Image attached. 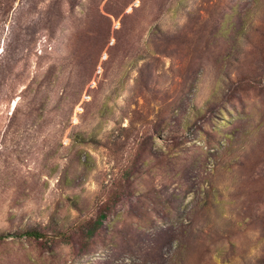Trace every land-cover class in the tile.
<instances>
[{
	"label": "rangeland",
	"instance_id": "1",
	"mask_svg": "<svg viewBox=\"0 0 264 264\" xmlns=\"http://www.w3.org/2000/svg\"><path fill=\"white\" fill-rule=\"evenodd\" d=\"M14 7L0 264H264V0Z\"/></svg>",
	"mask_w": 264,
	"mask_h": 264
},
{
	"label": "trees",
	"instance_id": "2",
	"mask_svg": "<svg viewBox=\"0 0 264 264\" xmlns=\"http://www.w3.org/2000/svg\"><path fill=\"white\" fill-rule=\"evenodd\" d=\"M17 0H2L0 2V10L1 8L4 7V13L0 14L1 22L5 21L8 16L10 15L11 12L14 11L15 9V3ZM27 236H34V237H39L38 233H26Z\"/></svg>",
	"mask_w": 264,
	"mask_h": 264
}]
</instances>
